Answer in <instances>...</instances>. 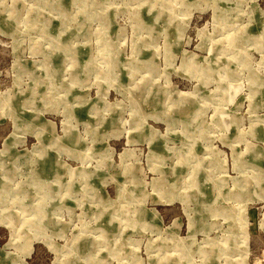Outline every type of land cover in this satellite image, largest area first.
Listing matches in <instances>:
<instances>
[{
	"label": "rangeland",
	"instance_id": "rangeland-1",
	"mask_svg": "<svg viewBox=\"0 0 264 264\" xmlns=\"http://www.w3.org/2000/svg\"><path fill=\"white\" fill-rule=\"evenodd\" d=\"M0 264H264V0H0Z\"/></svg>",
	"mask_w": 264,
	"mask_h": 264
},
{
	"label": "bare ground",
	"instance_id": "bare-ground-1",
	"mask_svg": "<svg viewBox=\"0 0 264 264\" xmlns=\"http://www.w3.org/2000/svg\"><path fill=\"white\" fill-rule=\"evenodd\" d=\"M55 1V0H54Z\"/></svg>",
	"mask_w": 264,
	"mask_h": 264
}]
</instances>
